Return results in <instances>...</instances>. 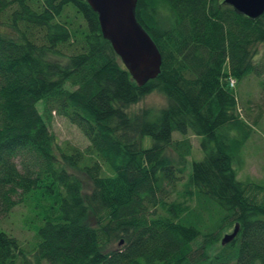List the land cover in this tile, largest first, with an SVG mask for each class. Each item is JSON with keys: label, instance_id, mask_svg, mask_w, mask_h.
Instances as JSON below:
<instances>
[{"label": "trees", "instance_id": "trees-1", "mask_svg": "<svg viewBox=\"0 0 264 264\" xmlns=\"http://www.w3.org/2000/svg\"><path fill=\"white\" fill-rule=\"evenodd\" d=\"M135 7L162 61L142 87L85 0H0V264H264V205L233 168L257 123L239 118L235 89L264 77V14L223 0ZM154 91L161 108L128 111ZM52 114L85 150L57 145ZM189 133L202 159L185 171ZM24 203L37 223L27 251L1 228Z\"/></svg>", "mask_w": 264, "mask_h": 264}, {"label": "rangeland", "instance_id": "rangeland-1", "mask_svg": "<svg viewBox=\"0 0 264 264\" xmlns=\"http://www.w3.org/2000/svg\"><path fill=\"white\" fill-rule=\"evenodd\" d=\"M260 83L264 84V77L255 78L249 76L237 84L235 93L238 99L237 114L241 120L247 122L249 126L253 121H257L253 125V132L249 140L245 143L239 153V160L234 163L237 180L243 183H250L249 196L256 204L264 205V90ZM165 104L164 98L157 92L146 96L138 104L128 110L130 113H137L144 108L158 109ZM48 127L57 145L62 147L64 144L71 145L80 150H85L88 146L87 140L80 131L71 125L66 119L52 114V118L48 122ZM179 135H175L174 139H181ZM192 145L191 155L187 159V170H190L192 161L202 159V153L199 149L200 139L191 135H187ZM150 139L143 140V147L150 146ZM84 190L90 191V183L84 179ZM34 213L28 203L19 205L13 209L10 215L2 220L1 228L11 236L18 239L22 249L27 251L36 241L34 227L37 225L34 220ZM88 222L93 225L94 219L90 218ZM232 229L224 230L220 234L219 241L228 234ZM210 246L208 254L210 257L215 256L220 250V242ZM116 244L114 245V247ZM27 256L29 254H26Z\"/></svg>", "mask_w": 264, "mask_h": 264}, {"label": "water", "instance_id": "water-1", "mask_svg": "<svg viewBox=\"0 0 264 264\" xmlns=\"http://www.w3.org/2000/svg\"><path fill=\"white\" fill-rule=\"evenodd\" d=\"M85 1L97 16L103 39L110 44L131 80L142 87L156 79L160 74L161 55L154 41L137 21V0ZM223 4L251 20L264 14V0H223ZM237 232L238 226H235L231 234L222 238L221 246L235 239Z\"/></svg>", "mask_w": 264, "mask_h": 264}, {"label": "built area", "instance_id": "built-area-1", "mask_svg": "<svg viewBox=\"0 0 264 264\" xmlns=\"http://www.w3.org/2000/svg\"><path fill=\"white\" fill-rule=\"evenodd\" d=\"M233 85V81H231V86Z\"/></svg>", "mask_w": 264, "mask_h": 264}]
</instances>
